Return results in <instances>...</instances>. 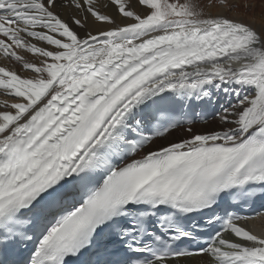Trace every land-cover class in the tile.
I'll return each instance as SVG.
<instances>
[{
    "label": "snow or ice",
    "instance_id": "snow-or-ice-1",
    "mask_svg": "<svg viewBox=\"0 0 264 264\" xmlns=\"http://www.w3.org/2000/svg\"><path fill=\"white\" fill-rule=\"evenodd\" d=\"M210 6L0 0V264H264V30Z\"/></svg>",
    "mask_w": 264,
    "mask_h": 264
},
{
    "label": "bare ground",
    "instance_id": "bare-ground-1",
    "mask_svg": "<svg viewBox=\"0 0 264 264\" xmlns=\"http://www.w3.org/2000/svg\"><path fill=\"white\" fill-rule=\"evenodd\" d=\"M241 4L245 3L246 0H239ZM250 2L254 4H258L259 0H250ZM205 3H210L211 6L207 7L206 10L211 13H222L224 15L234 16L237 18H242L245 23H250L253 27L258 30H264V11H262L259 7H254L250 12H244L242 9L236 11H229L227 7L224 6L223 0H205ZM3 57V56H1ZM29 59L34 60L31 54H29ZM7 64L10 68H16L11 61L5 60L3 58L0 62V66H4ZM15 102L10 95L5 93L2 89H0V111L2 110H10L5 109L3 105L7 103L10 105ZM210 124V125H209ZM188 127V126H185ZM193 130L196 129H204L214 127V123L212 119L206 121L205 123H195L192 125ZM176 135H183V133H176ZM247 227L257 233L264 232V215L258 217L257 219L248 221ZM200 259L199 257L193 258L191 261L181 260L180 264H195L196 260Z\"/></svg>",
    "mask_w": 264,
    "mask_h": 264
},
{
    "label": "rangeland",
    "instance_id": "rangeland-1",
    "mask_svg": "<svg viewBox=\"0 0 264 264\" xmlns=\"http://www.w3.org/2000/svg\"><path fill=\"white\" fill-rule=\"evenodd\" d=\"M3 58H4V57H1V56H0V62H1V60H2ZM209 125H210V124H209Z\"/></svg>",
    "mask_w": 264,
    "mask_h": 264
}]
</instances>
